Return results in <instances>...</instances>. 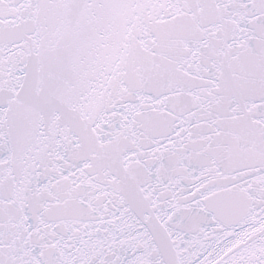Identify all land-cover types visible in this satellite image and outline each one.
Listing matches in <instances>:
<instances>
[{
  "label": "snow or ice",
  "instance_id": "snow-or-ice-1",
  "mask_svg": "<svg viewBox=\"0 0 264 264\" xmlns=\"http://www.w3.org/2000/svg\"><path fill=\"white\" fill-rule=\"evenodd\" d=\"M0 264H264V0H0Z\"/></svg>",
  "mask_w": 264,
  "mask_h": 264
}]
</instances>
